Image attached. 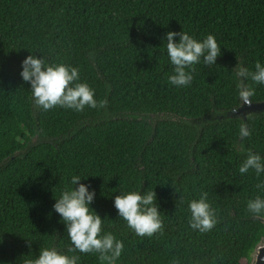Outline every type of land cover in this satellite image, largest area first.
Instances as JSON below:
<instances>
[{"label": "trees", "instance_id": "1", "mask_svg": "<svg viewBox=\"0 0 264 264\" xmlns=\"http://www.w3.org/2000/svg\"><path fill=\"white\" fill-rule=\"evenodd\" d=\"M169 31L211 34L220 49L184 87L167 82ZM29 53L78 68L97 107L35 106L19 76ZM256 61L264 64V0H0V264H24L43 247L71 255L52 210L71 175L86 177L78 183L95 193L102 233L124 246L115 264H250L264 215L246 202L264 196V174L238 167L248 150L264 157V112L231 115L243 105L235 72ZM242 82L251 103L264 102V85ZM241 123L251 132L243 140ZM151 189L163 227L136 236L112 197ZM201 192L217 221L204 233L187 213ZM77 255L101 264L95 252Z\"/></svg>", "mask_w": 264, "mask_h": 264}, {"label": "clouds", "instance_id": "2", "mask_svg": "<svg viewBox=\"0 0 264 264\" xmlns=\"http://www.w3.org/2000/svg\"><path fill=\"white\" fill-rule=\"evenodd\" d=\"M163 40L167 61L172 66L167 82L175 87H184L191 83L194 65H214L220 55L215 37L211 34L197 40L188 32L169 31L165 33ZM20 68L19 76L29 85L32 103L44 111L60 107L79 112L85 106L96 108L98 105L93 90L87 83L77 82L79 71L76 67L63 63L48 64L42 55L37 58L29 53L21 61ZM253 69L250 71L239 66L235 72L238 78L237 94L243 105H249L250 97L254 94L253 88L243 84L244 79L264 85V64L256 61ZM103 103L104 101H99L101 106ZM250 135L247 125L241 123L239 138L243 140ZM249 171L257 177L264 174V157L251 150L247 151L238 167L240 174ZM85 178L71 175L67 180L68 186L59 191L52 204L53 212L64 225L68 240L66 248L71 255L54 247H43L24 264H78L80 257L77 253L93 252L97 253L101 264H115L121 256L124 247L122 242L109 232L102 233V219L90 208L94 191L89 185L78 183ZM256 188L264 191V179L257 183ZM206 197L207 193L201 192L199 198L187 202L188 226L200 233L211 230L217 222ZM112 206L118 217L126 222L136 236H152L162 230V221L152 189L143 193L135 190L119 193L112 197ZM246 211L254 217L264 215V196L256 195L249 199L246 202Z\"/></svg>", "mask_w": 264, "mask_h": 264}, {"label": "water", "instance_id": "3", "mask_svg": "<svg viewBox=\"0 0 264 264\" xmlns=\"http://www.w3.org/2000/svg\"><path fill=\"white\" fill-rule=\"evenodd\" d=\"M263 112L264 102L250 103L249 105H242L239 109L233 112L231 116H242L244 118L246 114H257ZM252 256L253 257L250 264H264V243L256 246Z\"/></svg>", "mask_w": 264, "mask_h": 264}, {"label": "rangeland", "instance_id": "4", "mask_svg": "<svg viewBox=\"0 0 264 264\" xmlns=\"http://www.w3.org/2000/svg\"><path fill=\"white\" fill-rule=\"evenodd\" d=\"M263 243H264V242H263ZM263 243H262V244H263ZM252 257H253V256H252Z\"/></svg>", "mask_w": 264, "mask_h": 264}]
</instances>
